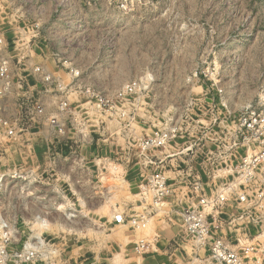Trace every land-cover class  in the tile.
Returning a JSON list of instances; mask_svg holds the SVG:
<instances>
[{
	"label": "rangeland",
	"instance_id": "1",
	"mask_svg": "<svg viewBox=\"0 0 264 264\" xmlns=\"http://www.w3.org/2000/svg\"><path fill=\"white\" fill-rule=\"evenodd\" d=\"M0 35L68 99L63 134L0 131L7 264H215L183 227L201 199L211 236L264 264V168L240 179L238 133L264 113V0H0ZM155 174L170 194L156 205Z\"/></svg>",
	"mask_w": 264,
	"mask_h": 264
},
{
	"label": "built area",
	"instance_id": "2",
	"mask_svg": "<svg viewBox=\"0 0 264 264\" xmlns=\"http://www.w3.org/2000/svg\"><path fill=\"white\" fill-rule=\"evenodd\" d=\"M26 43V41L17 40L9 44L0 35V131L5 136L12 137L18 132L33 131L45 121L53 132L63 134L62 118L68 107V99L65 96L67 88L58 80V77H54L48 71L46 66L32 63L28 60V56L21 54L20 51H23ZM13 52L17 53L11 55ZM54 81L56 84L52 89ZM38 83L44 86L45 103L40 100L41 94L37 95ZM47 104L53 106L56 111L47 114L45 111ZM247 115L249 118H243L238 128L241 145L244 147L245 144L248 153V156L242 159L241 166L239 165L240 179L244 181L247 179L246 175L255 177L254 171L258 170V167L259 169L264 168V113L253 109ZM164 141L161 137L150 138L145 140L143 146L158 147L162 146ZM251 148L255 149L253 154L250 153ZM148 183L154 205L170 195L166 181L160 175L151 176ZM219 199L224 200V198ZM247 200L246 194L240 195V203L247 204ZM209 205L212 206L211 202L201 199L195 206L182 210L181 216L185 231L195 242L196 248H206L207 258L203 261H211L215 264H244L245 259L253 254L254 248L248 245L238 247L226 238L212 237L204 212V209L210 208ZM113 221L116 224H122L124 218L121 214H117ZM7 242L6 237L0 238V264H7ZM27 249L23 255H17V257L25 260L32 259L34 253ZM200 263L201 259L195 256L187 264ZM45 264L69 263L65 260H49Z\"/></svg>",
	"mask_w": 264,
	"mask_h": 264
},
{
	"label": "bare ground",
	"instance_id": "3",
	"mask_svg": "<svg viewBox=\"0 0 264 264\" xmlns=\"http://www.w3.org/2000/svg\"><path fill=\"white\" fill-rule=\"evenodd\" d=\"M159 206H160V205H159ZM111 216H112V218H114L115 214H114V213H111Z\"/></svg>",
	"mask_w": 264,
	"mask_h": 264
}]
</instances>
